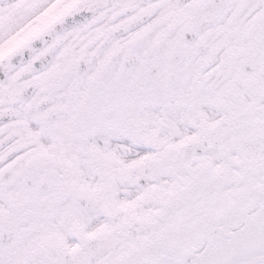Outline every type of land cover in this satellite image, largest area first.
<instances>
[{
  "label": "snow or ice",
  "instance_id": "6c2138e0",
  "mask_svg": "<svg viewBox=\"0 0 264 264\" xmlns=\"http://www.w3.org/2000/svg\"><path fill=\"white\" fill-rule=\"evenodd\" d=\"M0 264H264V0H0Z\"/></svg>",
  "mask_w": 264,
  "mask_h": 264
}]
</instances>
